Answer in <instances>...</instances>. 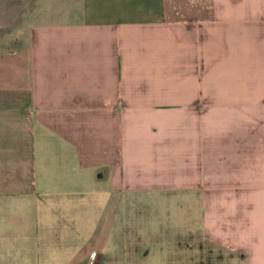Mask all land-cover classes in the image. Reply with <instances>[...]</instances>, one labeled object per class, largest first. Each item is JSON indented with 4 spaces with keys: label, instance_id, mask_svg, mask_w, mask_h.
Listing matches in <instances>:
<instances>
[{
    "label": "crops",
    "instance_id": "obj_1",
    "mask_svg": "<svg viewBox=\"0 0 264 264\" xmlns=\"http://www.w3.org/2000/svg\"><path fill=\"white\" fill-rule=\"evenodd\" d=\"M60 8L0 40V264H156L130 209L162 191L187 261L264 264V0Z\"/></svg>",
    "mask_w": 264,
    "mask_h": 264
},
{
    "label": "rangeland",
    "instance_id": "obj_2",
    "mask_svg": "<svg viewBox=\"0 0 264 264\" xmlns=\"http://www.w3.org/2000/svg\"><path fill=\"white\" fill-rule=\"evenodd\" d=\"M65 2H67V0H0V40L6 37H14L21 28L19 26H25L29 23L28 21L33 22L54 18L53 16L55 15H49V13L61 9L60 7L62 5L64 6ZM263 29L264 27H258V36ZM134 194L138 195V193ZM139 194L141 195L140 197L135 196L131 200L137 199L138 201L147 202V206L142 205L138 209L132 207L130 213L132 219L140 223L141 242H144L145 247H150L151 254L149 257L156 258V264H192V262L195 264H210L209 257L206 254L202 255V253H200L194 257H188L187 261V257L184 255V246L174 249L170 238V229L173 225L170 221L172 209L168 198V192H145ZM148 202L152 203L148 204ZM42 208L43 207H41V210ZM47 210L49 215H51L52 209L47 208ZM54 211H56V209ZM53 218V215H51V218L47 217L46 219L51 222ZM25 219L29 221V215L28 218L25 217ZM49 222L45 224H19L18 219L15 218V222L13 221V223L8 225L3 224L1 226L2 231L4 228L8 227L10 229L9 232L15 235H23L28 239L33 233V229H35V232H39L40 237L44 235L45 238V234L46 236L50 234V240H53L54 234H57L59 229L56 223ZM42 223L44 222L42 221ZM50 242L54 243L56 241L53 240ZM49 246H51L49 247L50 249H55L56 247L52 245ZM211 264H216V262L213 261Z\"/></svg>",
    "mask_w": 264,
    "mask_h": 264
},
{
    "label": "built area",
    "instance_id": "obj_3",
    "mask_svg": "<svg viewBox=\"0 0 264 264\" xmlns=\"http://www.w3.org/2000/svg\"><path fill=\"white\" fill-rule=\"evenodd\" d=\"M92 263H93V256L89 255V257L85 261V264H92Z\"/></svg>",
    "mask_w": 264,
    "mask_h": 264
}]
</instances>
